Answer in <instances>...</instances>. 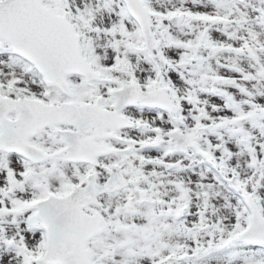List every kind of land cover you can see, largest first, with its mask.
Listing matches in <instances>:
<instances>
[{"label":"snow or ice","instance_id":"1","mask_svg":"<svg viewBox=\"0 0 264 264\" xmlns=\"http://www.w3.org/2000/svg\"><path fill=\"white\" fill-rule=\"evenodd\" d=\"M0 264H264V0H0Z\"/></svg>","mask_w":264,"mask_h":264}]
</instances>
